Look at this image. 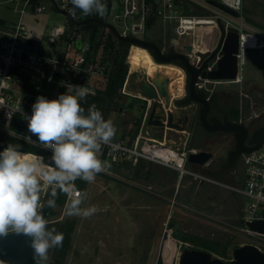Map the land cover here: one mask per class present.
<instances>
[{
  "label": "rangeland",
  "instance_id": "rangeland-1",
  "mask_svg": "<svg viewBox=\"0 0 264 264\" xmlns=\"http://www.w3.org/2000/svg\"><path fill=\"white\" fill-rule=\"evenodd\" d=\"M16 2L21 3L22 0H0V20L8 25L14 24L17 19L16 13L12 10ZM33 5L44 6L43 11L35 17L38 22L32 21L34 17L28 13L23 17V23L43 38L41 47H48L47 38L51 36L53 27L87 32L83 25H73L69 23L65 15L55 12L48 1L40 0ZM176 6L182 14L187 11L196 16L218 14L234 24L239 22V19L230 18L220 10L206 4L205 0H176ZM26 10L30 11V7ZM118 11L119 8L116 7L110 10L109 22H112V16ZM263 12L264 0H247L241 14L259 21L264 18ZM124 23L127 26L131 24L129 20H125ZM113 24L117 30L123 29V21L116 20ZM164 26L168 24L157 22L150 29L146 28L145 32L137 34V37L148 39L164 48L171 44L177 50L191 41L188 36L178 38ZM103 29L109 31L106 28ZM212 30V27L207 26L201 29L197 36V43L209 45L212 38L208 36ZM243 32L254 34L255 30L244 23ZM244 57L245 63L241 69L243 78L245 80L261 79L263 74L260 73L258 65L263 60L260 53L256 49H248ZM143 73L147 74L144 71ZM158 74L163 75L161 72L147 74L149 76L135 73L126 91L131 94L140 80L150 82ZM238 86L239 84H228V87L233 89H237ZM133 98L131 95L120 94L121 108L106 114L105 118H111L116 127L114 137L120 136L121 132L129 127L131 117L138 113L139 101ZM152 131L154 139L156 137V140L161 142L162 140L158 139H161L162 130L153 128ZM183 133H178L181 134L180 136L174 135L173 132L168 133L166 139L171 142L167 140L166 143L177 149L185 147L186 151L197 152L200 147L211 152L213 157L220 159L221 162L225 161L227 151L233 145L227 140L225 141L227 146L223 149L220 140L215 141L211 138L207 143L199 144L197 141H200L204 135L200 129H197L195 138H189L188 133L184 137ZM181 138L182 142L179 145ZM147 166L149 170L145 173ZM135 168L136 166L130 164L125 168L113 166L110 175L97 173L93 181L84 180V186L80 188L83 193L81 206L95 205L97 210L93 214L87 217L66 215L64 202L56 204L52 208V213L45 216L48 223H74V229L70 233V247L63 264H155L156 259L160 255L163 256V249H165V262L173 259V263L177 264L179 255H176L174 251L170 253L174 243L181 242L180 252L185 248L199 249L192 242L183 240V237L190 236H199L208 241L227 244V254L230 258L232 250L244 244H258L264 253V245L240 228V218L248 199L234 192L230 187L241 183L243 175L241 163H238V168L225 182L207 181L191 175H183L179 178L180 174L173 169L147 161H143L139 166L136 176ZM186 168L196 174L199 173L188 165ZM141 187L150 193L147 192L142 196L139 191ZM153 193L160 194L167 200L159 201L157 196L151 198ZM165 211L166 214L163 215ZM157 212H159L158 215ZM158 221L161 227L160 232H145L150 224H157ZM222 260L227 263L230 259L222 258Z\"/></svg>",
  "mask_w": 264,
  "mask_h": 264
},
{
  "label": "built area",
  "instance_id": "built-area-1",
  "mask_svg": "<svg viewBox=\"0 0 264 264\" xmlns=\"http://www.w3.org/2000/svg\"><path fill=\"white\" fill-rule=\"evenodd\" d=\"M38 1L40 0L16 2L12 8L17 15L15 23L12 25H8L3 21L0 23V134L36 147L49 156L50 150L42 148L39 143H32L30 140L24 139L25 136H31L33 140L36 139L33 134L28 132V121L26 119V114H31V106L36 97L43 94L48 98H55L59 93L66 91V83L84 84L92 90L88 95H95L97 89L102 88L109 63L101 62L98 57L96 59L91 57L90 32L88 30L83 33V30L81 32L75 29L68 31L59 26L53 27L51 36L47 38L48 47H41L40 43L43 38L23 23V17L28 13L31 17H34L32 21L38 22L35 17L44 9V6L33 5ZM53 1L59 9L64 10L75 21L90 17L97 18L109 24L111 23L121 36L138 38L137 34L145 32L146 23L149 19L154 20L153 24L157 22L168 24L166 28L178 38L190 37L189 44L192 46V53H189L188 56L191 59L195 58V62L199 60V57L195 56L196 51L207 52L210 49V44L199 45L197 43L196 30L207 26L218 31L217 21H219L224 28L234 27L238 30V53L236 57L239 73H241L242 65L245 63V53L253 47L254 38L249 33L243 32L242 19L239 18V22L234 24L218 14L196 16L191 14L190 11H184L185 14H182L176 6V0H116V2L105 0L106 11L104 15L96 13L95 10L84 14L80 9L75 8L71 0ZM218 1L223 6L241 14L247 0ZM28 7H30V11L26 10ZM113 7L119 8V11L112 16V22H109L110 10ZM230 18L233 17L230 16ZM67 20L69 21L68 17ZM116 20L123 21L121 31L117 30L115 24H113ZM125 20H129L131 24L127 26L124 23ZM69 23L71 22L69 21ZM245 36H249V39L247 40ZM208 38H212V36L209 35ZM77 41H79V47ZM247 41L248 44L246 45ZM133 46L143 48L136 44L129 45L125 58L127 69L120 88V94L131 95L145 101L147 105L138 132L131 140L128 141L118 136L113 137L116 139L111 140L110 143L102 145L99 155L102 160L108 162V166L98 174L110 175L115 164L126 163L135 166L143 160L172 168L180 175H191L195 178L215 181L206 175L196 174L184 168L188 152L195 151H186L185 147L181 149L174 148L169 146L164 139H162L161 144L156 139L148 138L142 134L143 128L146 127L145 120L150 100L144 99L135 90L131 94L126 91L130 79L135 73L147 75L140 68L132 67L129 62L128 55ZM145 50L148 52L147 49ZM207 69L210 68L207 67ZM239 78L238 74L232 81H238ZM198 80L201 79L198 77ZM201 85L202 83L198 82L196 87L200 88ZM183 96L184 83L182 93L171 95V99H181ZM9 113L11 114L10 118ZM159 151L162 153L159 154ZM172 152L175 153L178 162L173 157ZM240 162L243 173L241 183L235 187H230L234 192L248 199L240 218V221L243 222L240 228L244 233L264 245V234L249 230L244 225L245 222L264 221V143L259 149L242 155ZM70 199L71 196L65 194L66 204ZM174 245V252L179 255L181 242L174 243ZM252 245L261 251L260 245Z\"/></svg>",
  "mask_w": 264,
  "mask_h": 264
},
{
  "label": "clouds",
  "instance_id": "clouds-1",
  "mask_svg": "<svg viewBox=\"0 0 264 264\" xmlns=\"http://www.w3.org/2000/svg\"><path fill=\"white\" fill-rule=\"evenodd\" d=\"M71 3L84 14L106 11L105 0ZM91 91L84 84L66 83V91L55 98L36 97L31 114H26L28 132L36 139H24L50 150L49 156L23 151L13 143L0 149V235L12 231L29 235L38 264H46L49 249L63 242V233L48 227L42 211L56 205L59 193L71 196L66 215L87 217L97 210L95 205L81 206L83 193L75 181H93L108 166L99 153L111 142L116 127L94 103L84 107L82 101Z\"/></svg>",
  "mask_w": 264,
  "mask_h": 264
},
{
  "label": "water",
  "instance_id": "water-1",
  "mask_svg": "<svg viewBox=\"0 0 264 264\" xmlns=\"http://www.w3.org/2000/svg\"><path fill=\"white\" fill-rule=\"evenodd\" d=\"M47 1H49L55 12L65 15L73 24L83 25L93 22L108 29L117 41L136 44L150 50L153 59L160 64H166L171 61L178 62L179 66L188 74L187 96L184 99H171V83L173 79L167 74L162 76L160 74L155 75L150 82L140 80L137 83L135 91L144 99L150 100L145 126L162 130L161 139L168 138V133L170 132H173L174 135H178L180 132H187L188 124L192 116V112L190 111L191 114L188 112L189 105L185 106L189 102L198 105L195 120L197 119L199 121L205 131L231 134L234 140L233 147L227 151L225 161L217 170H204L202 172L207 177L223 182L224 173L233 169L242 155L259 149L264 143V125L256 128L248 135V130L243 122L229 121L226 114L223 115L222 120L216 117H208L209 112L212 110L210 104L212 103L214 105L215 99L214 97L212 99H206L207 92L196 89L195 87V82L198 77L202 80L209 81H232L235 79L237 73L236 54L238 53L239 38L236 28H224L223 24L217 21L218 40L214 49L207 52L196 51L195 56L199 57V60L195 62V60H192L186 54L192 51L190 44L181 46L178 52L173 48L167 52H162L154 42L135 37L121 36L111 24L97 18L90 17L75 21L64 10L59 9L53 0ZM205 2L233 18L242 19L243 24L245 23L251 28L264 32V26L262 24L246 15L239 14L223 6L218 0H205ZM76 43L79 47V41ZM216 55L219 56L217 59L215 58ZM210 64L212 66L210 70H207ZM146 105L145 103L144 105L142 104V108L145 109ZM212 159L213 154L211 152L199 150L197 152H188L186 163L205 167ZM242 224L243 222L241 220L240 225ZM244 225L249 230L264 234L263 220L245 222ZM31 239L29 235L14 231L0 235V264H35L36 257L34 249L31 246ZM231 256V259L225 263L222 258L215 257L208 251L185 248L180 252L177 264H264V253L252 244H244L233 249Z\"/></svg>",
  "mask_w": 264,
  "mask_h": 264
},
{
  "label": "flooded vegetation",
  "instance_id": "flooded-vegetation-1",
  "mask_svg": "<svg viewBox=\"0 0 264 264\" xmlns=\"http://www.w3.org/2000/svg\"><path fill=\"white\" fill-rule=\"evenodd\" d=\"M264 14V12H263ZM258 23L262 24L264 26V18L262 20H256ZM244 26V24H243ZM255 33L254 34H250L251 36H253L254 41H253V47L249 48V49H256L258 51V53H260V55L262 56V60L263 62L258 65L259 69H260V73L263 74V77L259 80L252 78L251 80H245L243 78V76L241 75V73H239L238 70V66H237V73L236 76L239 74V80L238 81H209V80H205L203 81L201 80H196L195 82V87L196 84L198 82L202 83L200 88L196 89H201L207 92V97L206 99H212L214 97L215 99V104L213 105L212 103L210 104V107L212 108V110L209 112L208 117H216L220 120H222L223 115H227V119L229 121H234V122H243L244 125L246 126L247 130H248V135H250L256 128L261 127L264 125V32L255 29ZM214 34H216L217 36H213ZM213 37L211 39V41H209L210 44V49L208 51H211L214 49L216 42L218 40V34L217 31L215 30V32L213 33ZM146 40V39H145ZM148 40V39H147ZM150 41V40H149ZM156 44V43H155ZM159 46V45H158ZM160 50L162 52H167L169 49L173 48L175 51H180L177 50L173 45H168L167 48L161 47L159 46ZM148 52L151 54V51L148 50ZM192 53V51L190 52ZM187 56L189 53H186ZM152 56V54H151ZM189 57V56H188ZM219 56L216 55V59ZM190 58V57H189ZM192 60H195L192 59ZM155 61V60H154ZM156 62V61H155ZM214 63V62H213ZM212 63V64H213ZM168 65H173V66H177L182 70L183 73V83H184V96L183 99L187 96V82H188V74L186 73V71L184 69H182L177 61H171L169 63H166ZM212 64L208 65L209 68H211ZM210 70V69H207ZM228 84H239V86L237 87V89H233V88H229ZM215 95V96H214ZM140 100V99H139ZM144 103L146 104L145 101H140L139 102V107L142 109V104L144 105ZM189 105V114L190 111L192 112V116L190 119V122L188 124V128H187V133L189 134L188 137L189 138H195L197 137V129H200L202 131V133L204 134L202 139L199 142V144H204V142L207 143V141L209 140V138L216 140H220L221 143L223 144V149L227 146V144L225 143V141H230L233 143L234 145V140L231 136V134H224V133H220V132H207L205 131L199 121L196 119L195 120V116L196 113L198 111V105L194 104V103H187L185 106ZM254 109H258V111H254ZM237 110V111H236ZM220 138V139H217ZM232 145V147H233ZM199 150H203L202 148L199 147ZM207 151V150H206ZM241 157L239 158L236 166L231 169L230 171H227L224 173V181H227L228 179H230V176L232 174V172H234L237 168H238V163L240 162ZM223 162L220 161V159L218 160V158H214L212 159V161L209 162V164H207L205 167H201L199 165H192V164H185L184 168H186V166L188 165L190 168L192 167L196 172L198 171L199 174L204 175L202 172L204 170H209V171H215L217 170L220 165ZM213 164H215L213 166ZM150 166H152L150 164ZM145 173L146 171L149 170V166L145 167ZM172 169V168H171ZM173 171L175 172V170L173 169ZM197 172V173H198ZM183 175H179V178H181ZM151 188V187H150ZM140 193L142 194V196L144 194L150 193L148 190H145V188L141 187L139 188ZM145 192V193H144ZM177 193V192H175ZM153 196L151 198H154V196H157L159 201L163 200H167L166 197L161 196L160 194L157 193H153ZM159 212H157L158 215ZM166 214V211L163 215ZM161 227H160V223L159 221L157 222V224H150L148 226V228L145 230V232H150V233H158L160 232ZM168 246V244H167ZM171 254L173 253L170 252ZM165 254V253H164ZM50 255H51V251L48 252V260L46 261V264H50ZM171 256V255H170ZM66 257V256H65ZM64 257V259H65ZM64 259L62 260V263H64ZM161 259L160 263H158V260ZM165 255H160L158 259H156L155 264H169V262L171 261L172 264L173 263V259H170L168 262L165 260ZM36 264V263H35Z\"/></svg>",
  "mask_w": 264,
  "mask_h": 264
},
{
  "label": "trees",
  "instance_id": "trees-1",
  "mask_svg": "<svg viewBox=\"0 0 264 264\" xmlns=\"http://www.w3.org/2000/svg\"><path fill=\"white\" fill-rule=\"evenodd\" d=\"M2 20H0V23ZM154 20L149 19L146 23V28L150 29L153 25ZM86 30L90 32V42H91V57L96 59L97 57L101 60V62L109 63L108 71H106V78L103 82L102 88L97 89L95 95H87L82 101L85 108H87L90 104H95L106 117L108 112H114L121 108L120 103V88L122 87L123 80L126 74V64L125 58L127 56L128 48L130 44L120 42L115 40L112 34L109 31L104 30L99 25L90 22L83 25ZM137 101H141L137 98H133ZM137 115L132 116L128 123V128L126 130H122L120 134V138L131 140L134 135L138 132L139 126L141 124L144 108H140L139 105L137 106ZM8 143L18 144L21 146V150L23 151H33V152H41L45 156L48 154L43 152L42 150L30 146L20 140L5 137L0 134V149L7 146ZM129 164H115L114 167L123 166L124 168L127 167ZM142 163H138L135 168L134 175L136 176L138 173L139 166ZM75 184L78 189L84 186V180L77 179ZM65 202V194L59 193L56 198V204H63ZM53 207L45 206L42 211L44 215L52 213ZM48 227L55 228L57 231L63 233V242L62 245L59 247H53L49 249L51 251L50 255V264H61L62 260L64 259L66 253L70 247V233L74 229L73 222H54L48 223ZM184 241L192 242L196 248L202 249L204 251L211 252L215 254L219 258H226L231 259L227 254V244H221L219 242L208 241L203 239L199 236H190V237H183ZM172 251H174V245L171 247ZM171 251V252H172ZM165 253V249H163V255ZM164 260V259H163ZM39 258H37L36 264H38ZM161 259L158 260L160 263ZM169 264H172L171 261Z\"/></svg>",
  "mask_w": 264,
  "mask_h": 264
},
{
  "label": "bare ground",
  "instance_id": "bare-ground-1",
  "mask_svg": "<svg viewBox=\"0 0 264 264\" xmlns=\"http://www.w3.org/2000/svg\"><path fill=\"white\" fill-rule=\"evenodd\" d=\"M245 38H247L248 40L249 36H245ZM247 44H248V41L246 45ZM128 59L132 67L140 68L142 71H144L147 74L161 72L163 73V75L167 74L171 76L173 79L171 83V86H172L171 95L173 94L180 95L182 93L183 73L179 67L173 66V65L158 64L152 59L150 54L145 49L140 48V47H135V46H133V48L130 49ZM173 84H174V88H173ZM158 153L161 154L162 152L159 151ZM172 155L177 160L174 152H172Z\"/></svg>",
  "mask_w": 264,
  "mask_h": 264
},
{
  "label": "crops",
  "instance_id": "crops-1",
  "mask_svg": "<svg viewBox=\"0 0 264 264\" xmlns=\"http://www.w3.org/2000/svg\"><path fill=\"white\" fill-rule=\"evenodd\" d=\"M152 26H154V24L152 25ZM165 28H166V26H164ZM201 29H197L196 30V35H198V34H200V31ZM215 32V30H212L211 31V33L209 34V35H213V33ZM134 90H136V88H133V90L132 91H134ZM152 129L153 128H150V127H145V128H143V131H142V134H146L145 136H147L148 138H154L153 137V131H152ZM187 132H184L183 134H182V136H184L185 137V134H186ZM181 135V134H180ZM179 134H178V136H180ZM155 139H157L156 137H155ZM164 140H165V142L168 140V139H166V138H163ZM158 140H162V139H158ZM169 142H171L170 140H168ZM160 142V141H159ZM162 142V141H161ZM181 142H182V138H181V140L179 141V145L181 144ZM183 145H185V144H183ZM143 162V160L142 161H140V163H142ZM149 163H151V162H149Z\"/></svg>",
  "mask_w": 264,
  "mask_h": 264
}]
</instances>
